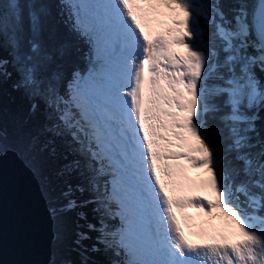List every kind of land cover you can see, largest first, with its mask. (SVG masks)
Listing matches in <instances>:
<instances>
[{
    "label": "snow or ice",
    "instance_id": "1",
    "mask_svg": "<svg viewBox=\"0 0 264 264\" xmlns=\"http://www.w3.org/2000/svg\"><path fill=\"white\" fill-rule=\"evenodd\" d=\"M6 160L0 264H264V0H0Z\"/></svg>",
    "mask_w": 264,
    "mask_h": 264
},
{
    "label": "water",
    "instance_id": "2",
    "mask_svg": "<svg viewBox=\"0 0 264 264\" xmlns=\"http://www.w3.org/2000/svg\"><path fill=\"white\" fill-rule=\"evenodd\" d=\"M2 177H0V200L3 204V215L6 237L15 227L18 210L27 208L32 210L35 227L39 230V216L41 202L36 182L31 175L21 168L18 163L6 160L2 165ZM19 258L6 244L0 260L9 261ZM33 258H40L38 253Z\"/></svg>",
    "mask_w": 264,
    "mask_h": 264
},
{
    "label": "trees",
    "instance_id": "3",
    "mask_svg": "<svg viewBox=\"0 0 264 264\" xmlns=\"http://www.w3.org/2000/svg\"><path fill=\"white\" fill-rule=\"evenodd\" d=\"M5 101L9 107L15 108L17 106L22 107L25 111L27 109V102L22 100L17 93L9 92L8 95L5 97Z\"/></svg>",
    "mask_w": 264,
    "mask_h": 264
},
{
    "label": "bare ground",
    "instance_id": "4",
    "mask_svg": "<svg viewBox=\"0 0 264 264\" xmlns=\"http://www.w3.org/2000/svg\"><path fill=\"white\" fill-rule=\"evenodd\" d=\"M190 175H193V176H194V175H196V174H195L194 172H190ZM188 211L191 212V211H193V210H192V209H189Z\"/></svg>",
    "mask_w": 264,
    "mask_h": 264
},
{
    "label": "rangeland",
    "instance_id": "5",
    "mask_svg": "<svg viewBox=\"0 0 264 264\" xmlns=\"http://www.w3.org/2000/svg\"><path fill=\"white\" fill-rule=\"evenodd\" d=\"M195 173V172H194ZM196 174V173H195Z\"/></svg>",
    "mask_w": 264,
    "mask_h": 264
}]
</instances>
